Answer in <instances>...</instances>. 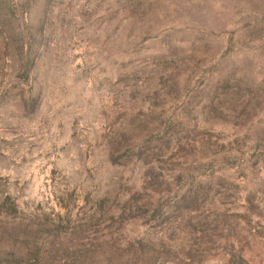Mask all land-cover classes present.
<instances>
[{
  "label": "rangeland",
  "instance_id": "obj_1",
  "mask_svg": "<svg viewBox=\"0 0 264 264\" xmlns=\"http://www.w3.org/2000/svg\"><path fill=\"white\" fill-rule=\"evenodd\" d=\"M0 264H264V0H0Z\"/></svg>",
  "mask_w": 264,
  "mask_h": 264
}]
</instances>
